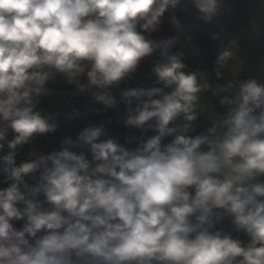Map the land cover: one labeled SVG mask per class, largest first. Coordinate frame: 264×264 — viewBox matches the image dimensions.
<instances>
[{"label":"clouds","instance_id":"clouds-1","mask_svg":"<svg viewBox=\"0 0 264 264\" xmlns=\"http://www.w3.org/2000/svg\"><path fill=\"white\" fill-rule=\"evenodd\" d=\"M189 4L206 24L227 10L224 0H0V264H264V83L230 82L218 100L227 114L193 135L213 86L152 38L168 9ZM238 46L220 49L216 80ZM156 55L154 86L120 89ZM57 76L75 86L68 96L103 106L95 115L118 95V120L141 133L126 140L135 147L101 123L17 165L60 127V112L39 110ZM224 220L232 231L217 228Z\"/></svg>","mask_w":264,"mask_h":264},{"label":"trees","instance_id":"trees-1","mask_svg":"<svg viewBox=\"0 0 264 264\" xmlns=\"http://www.w3.org/2000/svg\"><path fill=\"white\" fill-rule=\"evenodd\" d=\"M171 12L172 9H168L165 12L162 23L163 30L160 33L152 34V38L161 45L169 46L172 54L176 52L184 53L183 62L187 65L185 72L196 70L198 65H202L203 67L199 69L200 76L213 86L212 91L202 94L201 103L205 106L206 111L200 114L199 119L194 124L195 132L193 135H195L205 132L212 126L210 118L227 114L229 109L219 105V98L226 94L234 93L235 89L228 88L230 82L246 80L248 76L244 70H239L232 60L229 61L228 66L222 69L224 79L216 80L213 69L217 55L223 47V44L221 41L213 40L212 36L216 33H219L221 36L220 29L213 22L206 24L202 20L197 19L196 15L175 10L181 31V43H175L172 40V34L168 31ZM184 45L194 47L196 51L183 50L182 47ZM158 59L159 56L156 55L143 60L134 76L121 83L120 89L154 86L153 81L155 77L151 69ZM70 90H75V86L68 85L62 76L55 77L46 85V91L39 97V110L45 113L60 112L62 114L59 117L60 127L55 133L38 136L31 144L24 146L16 157L17 165L30 159V151H40L44 154H49L54 150L58 151L60 149V142L64 138L70 137L73 141H76L79 132L85 127L93 125L99 126L101 123H105L108 137L116 138L119 143L126 147H135V141L132 144L126 143L128 134L133 132L135 137L138 138L141 133L139 130L125 128L123 123L118 120V117L122 116L126 111L125 105L120 102L118 95L116 97L117 105L115 108L102 111L100 115H95L92 109L103 108V106L92 99L70 97L67 95V92ZM133 107H135V104ZM67 114L74 115L75 119L70 124L65 125L63 120L64 115ZM109 119L112 121L110 124L107 123ZM148 135H152V133H148ZM11 138L12 134L10 132L9 139ZM104 138L102 137L101 139ZM6 151L7 149H5V152L0 153V155L6 154ZM2 179L3 177L0 176V180ZM3 187H7V185L0 183V188ZM22 223L21 221L15 226L19 227ZM217 228L232 231L230 222L227 220L218 224ZM233 235L234 237L238 236L245 243L248 242V238L243 234L233 233Z\"/></svg>","mask_w":264,"mask_h":264},{"label":"crops","instance_id":"crops-1","mask_svg":"<svg viewBox=\"0 0 264 264\" xmlns=\"http://www.w3.org/2000/svg\"><path fill=\"white\" fill-rule=\"evenodd\" d=\"M225 15L213 23L221 31L223 47L229 40L238 39L236 58L233 60L239 70H244L249 78L264 83V0H224ZM179 11L198 15L189 4ZM168 31L175 43H181L179 21L172 10ZM183 50L196 51L194 47L184 45Z\"/></svg>","mask_w":264,"mask_h":264},{"label":"rangeland","instance_id":"rangeland-1","mask_svg":"<svg viewBox=\"0 0 264 264\" xmlns=\"http://www.w3.org/2000/svg\"><path fill=\"white\" fill-rule=\"evenodd\" d=\"M130 134L135 136V134L133 132H131V133L128 134V137H129ZM30 153H42V152H40V151H30Z\"/></svg>","mask_w":264,"mask_h":264}]
</instances>
